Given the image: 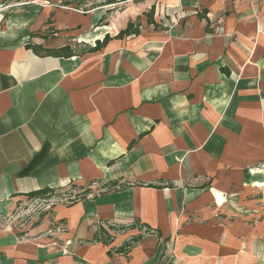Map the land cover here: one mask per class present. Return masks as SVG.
Masks as SVG:
<instances>
[{
	"label": "crops",
	"instance_id": "crops-1",
	"mask_svg": "<svg viewBox=\"0 0 264 264\" xmlns=\"http://www.w3.org/2000/svg\"><path fill=\"white\" fill-rule=\"evenodd\" d=\"M67 5L0 3V264H264V0Z\"/></svg>",
	"mask_w": 264,
	"mask_h": 264
},
{
	"label": "rangeland",
	"instance_id": "rangeland-1",
	"mask_svg": "<svg viewBox=\"0 0 264 264\" xmlns=\"http://www.w3.org/2000/svg\"><path fill=\"white\" fill-rule=\"evenodd\" d=\"M21 2V1H30V0H0V3L4 2ZM37 2H50L53 6L56 5H66L67 2H70L66 7L67 9H77L84 15H91L94 11L103 12L104 18L102 23H106L108 19L112 18L118 11H121L126 7V2L128 0H116L114 3L107 4L110 0H31ZM142 1V0H137ZM87 187V185H85ZM83 189L80 188L77 184H69L62 188H57L49 196L45 198H52L56 203L61 202H70L72 200H77L81 198ZM42 199V198H41ZM46 203L41 200L27 201V204L23 205L20 208L18 218L16 222L22 223L31 218L34 214L38 213L42 209H45ZM16 213H12L8 216L9 220H14ZM13 216V217H12Z\"/></svg>",
	"mask_w": 264,
	"mask_h": 264
},
{
	"label": "trees",
	"instance_id": "trees-1",
	"mask_svg": "<svg viewBox=\"0 0 264 264\" xmlns=\"http://www.w3.org/2000/svg\"><path fill=\"white\" fill-rule=\"evenodd\" d=\"M116 0H110L107 4L114 3ZM70 2H67L66 4H69ZM155 7L153 6L150 10V12L147 13L148 16V22H153V13H154ZM102 20H100V23ZM157 25V22H153ZM140 24L141 22L139 20L136 21H129L127 26L119 31V33L115 36L118 38H122L124 36H128L131 34H139L140 33ZM112 37L107 34L103 40H97L95 46H89L88 48L90 50H98L101 49ZM30 48H32L36 53L38 54H53V55H73L75 53V50L70 46L66 45L64 47L58 48V49H49V48H44L41 45H28ZM117 184V183H114ZM127 184L123 185L122 187H126ZM54 191V188L51 187H44L39 190H35L29 193L30 197H40V198H45L49 196L52 192ZM89 191L85 189L82 193V195H86ZM109 238L105 239V242H108Z\"/></svg>",
	"mask_w": 264,
	"mask_h": 264
},
{
	"label": "built area",
	"instance_id": "built-area-1",
	"mask_svg": "<svg viewBox=\"0 0 264 264\" xmlns=\"http://www.w3.org/2000/svg\"><path fill=\"white\" fill-rule=\"evenodd\" d=\"M36 200H38V199H36ZM39 200H41V201H45L46 206H47L45 209H49L50 207H52V206L56 203L55 201H53L52 198H42V199H39ZM32 201H33V200H32ZM3 219L9 221L8 215H6L5 217H3ZM65 229H66V228H65L64 226L61 227V231L65 230Z\"/></svg>",
	"mask_w": 264,
	"mask_h": 264
}]
</instances>
